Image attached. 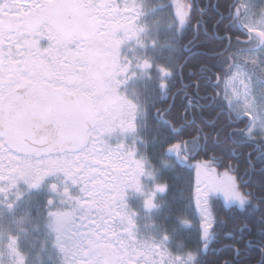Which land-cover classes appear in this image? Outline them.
I'll use <instances>...</instances> for the list:
<instances>
[{
    "label": "snow or ice",
    "instance_id": "1",
    "mask_svg": "<svg viewBox=\"0 0 264 264\" xmlns=\"http://www.w3.org/2000/svg\"><path fill=\"white\" fill-rule=\"evenodd\" d=\"M224 7L227 15L219 13L220 20L210 34L203 19L205 9L193 0H156L151 5L158 14L156 23L172 28L169 51L163 54L165 67L161 68L160 60L152 55L129 58L120 53L124 41L156 44L146 35L148 24L141 22L150 10L146 0H0V181L4 182L0 193L7 198L18 180L31 187L57 172L79 186V195H73L67 184L62 190L51 185L61 202L49 212V227L53 247L62 254L64 264H203V254L217 237L218 225L226 223L211 203L213 194H222L225 204L237 205L253 216L247 233L253 239L246 244H256L262 258L259 264H264V194L257 197L246 189L239 168L219 155L197 159L207 151L210 139L200 125H196V135L186 140L180 136L179 143L166 149L195 170V185L186 196V206L198 216V243L193 248L180 241L172 250L166 230H161L159 238L138 236L135 212L124 199L126 189L144 192L145 207L152 208L156 193H164L166 187L157 183L144 191L141 177H154L156 169L134 147L139 133L132 144H112L107 138L117 129L135 132L147 121L149 108L155 109L162 125L182 133L196 124L195 111L206 107L200 101L207 98L219 109L217 115L225 117L211 137L212 143L229 144L233 154L251 147L261 165L259 171L264 173V31L255 32L256 51L245 52L232 32H217L224 20L229 21L230 29L235 19L233 4ZM193 19V39L185 44L177 24L182 30ZM202 30L217 43L202 53L208 57L206 63L196 70L188 68V77L195 79L184 83L190 58L184 52L191 53ZM248 36L251 39L253 32ZM153 68L155 81L171 80L158 84L159 94L151 104L130 99L118 90L138 71L153 78ZM176 78L185 101L181 129L164 119L171 103L167 108L157 107L168 98ZM202 86L211 88L213 94L201 97ZM157 139L163 149L171 137L158 135ZM248 166L255 171L251 153ZM20 195L17 190L15 196ZM14 203L12 200L8 207ZM178 219L186 226L192 224L183 214ZM244 228H249L248 222L241 231ZM24 231L0 228V264H27L19 243ZM224 247L234 248L237 257L241 252L236 242ZM235 261L225 260L224 264Z\"/></svg>",
    "mask_w": 264,
    "mask_h": 264
},
{
    "label": "flooded vegetation",
    "instance_id": "2",
    "mask_svg": "<svg viewBox=\"0 0 264 264\" xmlns=\"http://www.w3.org/2000/svg\"><path fill=\"white\" fill-rule=\"evenodd\" d=\"M256 0H251V4L255 3ZM123 2V0H120ZM167 2V0H166ZM199 8L205 9L203 19L207 22V30L211 34L213 32V25L217 24L220 20L219 13L227 15L225 11V5L227 3L233 4V16L235 19L232 21V28H227L229 24L228 20H224L223 23L219 25L217 32L219 35L225 34V29L233 33V40L239 39L241 41L240 47H242L245 52H252L255 49L254 40L258 37L255 35V31L252 27H248L247 23L244 21L245 17L247 19L254 18V14L249 12L248 4H245L243 0H193ZM149 5L150 10L146 12L144 16L141 17V22H146L149 26L147 36L149 38H154L156 44L145 43L144 46L137 44L135 39L124 41L120 46L121 56H127L129 58L134 57L137 54H147L152 55L159 61V66L161 68L165 67V61L163 54L169 51L167 46V41L171 38L172 28L170 26H165L163 24L156 23L158 14L151 10V5L156 3V0H146ZM212 5H219L218 8L212 7ZM199 17V13H195ZM195 25V19H193L191 24H185L183 29H180L179 24H177L178 31L183 33V43L187 44L188 41L193 39V28ZM249 31L253 32V36L249 39ZM217 43L216 40L210 39L205 36L204 31L200 32V35L196 39L195 44L191 48V53L184 52V56L189 57L188 65L184 69V83H188L190 79H195V77H188V68L193 70L198 69L202 64L208 61V57L202 60V53L208 51L210 45ZM153 78H149L143 72L138 71L136 75L131 76L130 79L125 81L119 87V91L128 96L130 99L140 98L141 100H146L149 104L155 99L159 94V83H169V81H155L154 77L156 74L155 68L152 70ZM215 71V70H214ZM223 85H221V89ZM181 89V82L179 78L175 81H171V87L168 89L169 95L162 104H157V107L167 108L169 103L172 104V109L169 114L164 117L171 122L176 129H181L184 124L181 114L184 110L185 101L182 100L183 91ZM193 89L188 88V92L191 93ZM220 90L218 89L217 92ZM172 94H175V100L172 99ZM213 94L211 88L201 87L200 96L210 97ZM206 107L200 111H195L196 124L190 127L184 128L182 133L173 132L172 128L162 125L160 123V117L156 116L155 109L149 108V116L144 125L138 128L135 132H121L119 129L115 130L110 136H108L109 143L115 144L119 141H123L125 144H132L134 136L139 133V138L135 142V149L139 152L145 154L151 162V166L156 169L155 177L162 178L163 182H166L169 186L179 185L180 187H186L187 184L195 183V170L191 169L187 164H181L180 161L175 157L174 154L166 151L172 144L179 143V137L182 136L183 139H188L189 135H196V125H200L205 133H208L210 139L208 144L210 145L209 150H214V145L220 149H223L225 153L229 152L227 146L229 144L216 145L212 143L211 137H214L216 130L219 129L223 124L222 121L225 119L224 116H218L219 111L210 99H203L200 101ZM191 119V113L188 116ZM215 124V127L213 126ZM171 137L168 143L162 145L159 143L157 136ZM208 151V150H207ZM207 151L205 153H207ZM243 150L240 149L237 154L238 156ZM253 151L248 152L249 153ZM197 159H202V153ZM167 161V163H165ZM194 162V161H193ZM234 166L239 168L238 163ZM252 172V170H250ZM241 175V174H239ZM246 176V171L240 176L241 179ZM143 176L141 177V183L145 186L144 191H147L150 186L144 184ZM242 182H247V180H242ZM0 183H4L0 181ZM52 184H56L59 189H63L65 184L68 185L70 192L73 195H79V186L72 185L71 181L65 179L64 174L49 173L40 181L38 185L29 186L23 179L17 181V184L9 190L7 198L3 193H0V221L4 219V225L10 226L14 231L19 228H23L26 231L20 233V247L26 254L27 264H64L62 254L53 247L52 244V233L49 227V212L55 207L59 206L61 202V196L54 192L51 188ZM19 191L21 195L19 197L15 196V192ZM164 195V194H163ZM168 205L169 207L161 209L163 214H158V212H151V208H146L144 204V192L137 191L135 188L126 189L125 201L127 207L135 212V221L137 226L138 236L149 237L157 236L161 230L171 226L168 233L170 234V240L168 241L169 247L172 250H176L180 246L179 242L183 241L185 246L193 248L198 243V232H193L191 229H185L186 225L182 224L178 219V214L185 215L190 219L189 211L185 208L186 200L183 198H178L174 191L169 190L167 193ZM51 199L52 204H49ZM164 196L154 197V202L157 204L160 200H163ZM15 200V203L11 208L8 207L9 202ZM12 211V212H11ZM156 214V215H155ZM168 215L172 218L169 224L166 223ZM4 216V218L2 217ZM157 217V222L154 219ZM178 219V222H177ZM8 220V222H7ZM11 221V224L10 222ZM157 226L159 228L156 230ZM177 226L180 229H177ZM4 229V226H0ZM24 234L32 235V241L23 242ZM160 236V235H159ZM159 238V237H157ZM255 245L256 244H250ZM254 247V246H253ZM251 252V251H250ZM206 254V252L204 253ZM203 254V255H204ZM247 257V258H245ZM251 255L238 256L234 249L233 258H226L219 261L220 264H224L225 260H236L234 264H249ZM262 259V258H261ZM260 259V260H261ZM259 260V261H260ZM203 264H218L216 260H203ZM259 261L253 264H259Z\"/></svg>",
    "mask_w": 264,
    "mask_h": 264
},
{
    "label": "trees",
    "instance_id": "3",
    "mask_svg": "<svg viewBox=\"0 0 264 264\" xmlns=\"http://www.w3.org/2000/svg\"><path fill=\"white\" fill-rule=\"evenodd\" d=\"M212 48H214L213 44L208 47V49ZM204 59L205 57L202 55V60ZM224 121L225 119L222 121V124H224ZM221 138L223 139V137ZM227 148L229 149V152L225 153L223 152V149L214 145V150L211 151L209 150L210 145L208 144V151L207 153H202V159H207L208 156L216 154L225 161L232 162L233 165L238 163V174L242 175L243 172L247 170L246 176L242 179L247 180V182H244L245 188L254 192L257 197L264 194V173L259 171L261 165L256 161V153L252 150V148L249 146L242 147L241 149L243 151L238 156L231 152L230 145L227 146ZM249 151H253L250 152L255 168V171L252 170V172H250L251 169H249L248 166ZM211 203L217 212V215L222 216L226 223L218 225V235L213 241H211L209 249L207 253L203 255L202 259L205 261L212 259L219 262L226 258H233L234 248L224 247V245H231L236 242V247L241 249L239 256H243L245 254L251 255L252 258L249 260V264L259 261L261 259L259 249L255 245L246 244L248 240L253 239L252 236L247 235L254 219L253 216L246 209L242 210L237 205H226L223 200L217 196L211 198ZM245 222L249 223V228H244L243 231H241L242 225ZM228 232H231L232 235H227L226 233ZM245 247L247 248L246 251L244 250ZM218 264H220V262Z\"/></svg>",
    "mask_w": 264,
    "mask_h": 264
},
{
    "label": "rangeland",
    "instance_id": "4",
    "mask_svg": "<svg viewBox=\"0 0 264 264\" xmlns=\"http://www.w3.org/2000/svg\"><path fill=\"white\" fill-rule=\"evenodd\" d=\"M245 2V4H248L249 8H251V11L249 12V14L253 13L254 14V18L252 19H247L245 17L244 21L247 23L248 27H252L254 29V31H264V0H256L255 3L251 4V0H243ZM258 39V38H257ZM257 39L254 42L255 45V49L252 51H256V44H257ZM222 170V169H221ZM144 179V184H147L148 186H150V188H155L156 184L159 183L161 185H164L166 187V191L164 193L161 192H157V196H164L163 200H160L156 206L152 207L150 209L151 212H158V214H163L161 212V209H165L169 207L168 205V197H167V193L169 190L174 191L175 195H178V198H183L186 200V196L188 193L189 188L194 187L195 183H189L186 185V187H180L179 185H174V186H169L168 184H166V182H163L162 178H157V177H148V176H143ZM157 180V181H156ZM156 181V182H154ZM146 192V191H145ZM164 194V195H163ZM220 197L223 201L224 198L222 196V194H213L212 197ZM145 197V196H144ZM211 197V198H212ZM185 208L189 211L188 213L190 214V220L192 221L191 226H186L185 229H191V231L193 232H198V227H197V222H198V216L195 213L194 210H192L190 207H187L185 204ZM12 212V211H11ZM156 215V214H155ZM4 218V216H2ZM168 219L166 220V223L169 224V221L172 220V218L168 215L167 217ZM157 217L154 219V222L158 221L156 220ZM173 221V220H172ZM8 222V220H7ZM11 224V221H9ZM178 222V219H177ZM4 226V229L7 230L10 228L9 224L8 225H4V219L3 221H0V226ZM177 229V226H175ZM159 228V226H157L156 230ZM171 228V226L163 229L166 230L167 232L169 231V229ZM14 231V230H13ZM161 231L159 233H157L156 237H159ZM23 236V242H29L32 241V235L29 234H24ZM210 244V243H209Z\"/></svg>",
    "mask_w": 264,
    "mask_h": 264
}]
</instances>
